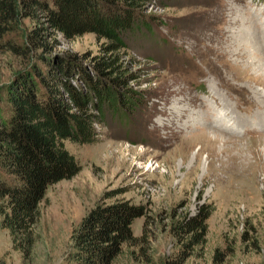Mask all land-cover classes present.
Returning <instances> with one entry per match:
<instances>
[{"label": "rangeland", "instance_id": "374dc122", "mask_svg": "<svg viewBox=\"0 0 264 264\" xmlns=\"http://www.w3.org/2000/svg\"><path fill=\"white\" fill-rule=\"evenodd\" d=\"M141 9L153 15L151 29L128 34L120 59L124 92L139 96L138 105L107 109L94 143L65 140L79 172L47 187L30 255L0 228V264H66L82 217L121 198L144 215L132 224L138 240L113 264H264V55L255 33L257 56L227 52L244 20L264 30V0H152ZM42 21L21 18L6 36L22 53L0 47L1 113L18 73L54 56L85 71L101 53L93 33L57 34L47 51L37 47L30 36ZM200 209L209 212L205 235L185 248L176 225Z\"/></svg>", "mask_w": 264, "mask_h": 264}, {"label": "trees", "instance_id": "16d2710c", "mask_svg": "<svg viewBox=\"0 0 264 264\" xmlns=\"http://www.w3.org/2000/svg\"><path fill=\"white\" fill-rule=\"evenodd\" d=\"M150 1L0 0V47L6 45L15 54L22 53V46L6 36L24 17L43 20L30 41L45 51L57 34L71 39L93 33L103 39L101 53L88 70L77 69L62 56L44 58L41 66L18 73L7 91L8 109L0 112V228L8 231L13 249L24 257L36 241L38 206L47 187L80 170L65 140L94 143L107 109L118 113L138 105L139 96L124 92L131 90L125 87L121 50L128 48V34L150 31L153 15L141 9ZM143 215L144 207L129 199L96 203L72 231L66 264H113L125 246L138 240L132 224ZM208 217L209 212L200 209L176 225L182 231L178 237L187 239L185 248L201 242ZM183 259L181 255L179 263Z\"/></svg>", "mask_w": 264, "mask_h": 264}, {"label": "bare ground", "instance_id": "6f19581e", "mask_svg": "<svg viewBox=\"0 0 264 264\" xmlns=\"http://www.w3.org/2000/svg\"><path fill=\"white\" fill-rule=\"evenodd\" d=\"M232 18V17H231ZM235 23V19L233 21V25ZM249 20L246 19L243 21V26H244V31L240 32V36H234L233 37V41L231 42V46L227 47V52L228 54L234 56L235 58L239 59L240 61H244L247 58H249L251 55L257 56L258 54L255 53V46L252 43L255 37L258 36V48L261 52L262 55H264V30H260L257 26V24H254L252 26L249 25ZM246 27V28H245ZM252 31V35L250 34V32ZM255 33V37H253V34ZM247 48V49H246ZM248 50V51H247ZM251 52H250V51ZM250 55V56H249ZM248 67L251 65L253 66V69L255 68V70L257 69L256 67L259 66L257 65L256 62H252L251 64H247ZM263 67V66H262ZM263 69V68H261ZM259 71V70H258ZM184 106V105H183ZM183 108H180L178 110V112L180 113ZM174 113H170L169 115L171 117H169V121H173L174 120V116H172ZM173 117V118H172ZM171 118V119H170Z\"/></svg>", "mask_w": 264, "mask_h": 264}]
</instances>
